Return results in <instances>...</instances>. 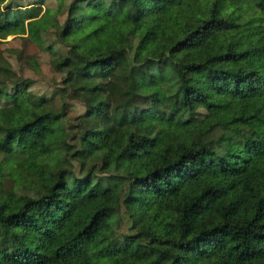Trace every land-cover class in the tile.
<instances>
[{"label": "trees", "instance_id": "16d2710c", "mask_svg": "<svg viewBox=\"0 0 264 264\" xmlns=\"http://www.w3.org/2000/svg\"><path fill=\"white\" fill-rule=\"evenodd\" d=\"M8 36L59 81L0 55V264H264V0H0ZM197 122L229 148L162 145Z\"/></svg>", "mask_w": 264, "mask_h": 264}, {"label": "rangeland", "instance_id": "374dc122", "mask_svg": "<svg viewBox=\"0 0 264 264\" xmlns=\"http://www.w3.org/2000/svg\"><path fill=\"white\" fill-rule=\"evenodd\" d=\"M19 1L26 3L27 0ZM63 1L66 3L68 2V0ZM57 2L58 0H47L48 5L51 7H56ZM59 17L61 18L62 15L59 14ZM46 43L47 41L44 42V45H39L36 42H28L21 37L12 38V36H8L6 39L0 42V55L11 62L13 66L12 68L16 73L13 76L12 73H10L13 78H31L35 81V87L38 92H46L49 94L53 87L57 85L59 81V75L56 74L50 66L51 55L44 47ZM18 50L23 51L26 55H32L33 59L36 60V65L33 61H27V58L22 61H17L14 58V54ZM91 83L93 82L90 80H78L75 82V85H89ZM109 90L115 103H120L124 100V95H122V93L116 87L110 86ZM78 98H80L82 101L92 102V97L84 92H80L78 94ZM82 110L83 105L80 102L75 101L73 104L72 114ZM101 121H103V125L105 127L109 125L108 119H103V117H101ZM126 129L127 128L125 127L116 129L112 135L105 138V141L110 143L114 138L123 137ZM221 135H227L231 137V133L228 131L207 132L205 130L204 124L202 122H197L189 127H186L182 133L168 132L166 134L165 140L162 142V145L168 147L173 153H177L184 142L205 139L210 142L209 144L212 147H220L222 150H227L230 146L229 138L226 137L225 141H221L220 144L217 142V140H213L220 137ZM102 137L104 139V136ZM212 141L214 142L212 143ZM161 151V146H158L156 149V154L160 156Z\"/></svg>", "mask_w": 264, "mask_h": 264}]
</instances>
